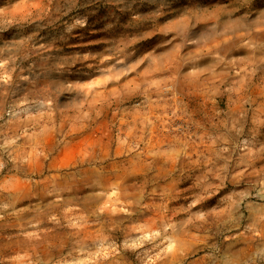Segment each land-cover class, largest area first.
Wrapping results in <instances>:
<instances>
[{
  "label": "rangeland",
  "instance_id": "374dc122",
  "mask_svg": "<svg viewBox=\"0 0 264 264\" xmlns=\"http://www.w3.org/2000/svg\"><path fill=\"white\" fill-rule=\"evenodd\" d=\"M0 264H264V0H0Z\"/></svg>",
  "mask_w": 264,
  "mask_h": 264
}]
</instances>
